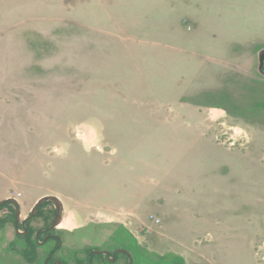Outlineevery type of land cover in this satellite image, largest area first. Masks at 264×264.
<instances>
[{
    "label": "rangeland",
    "instance_id": "374dc122",
    "mask_svg": "<svg viewBox=\"0 0 264 264\" xmlns=\"http://www.w3.org/2000/svg\"><path fill=\"white\" fill-rule=\"evenodd\" d=\"M263 49L264 0H0V264H264Z\"/></svg>",
    "mask_w": 264,
    "mask_h": 264
},
{
    "label": "flooded vegetation",
    "instance_id": "af4514ba",
    "mask_svg": "<svg viewBox=\"0 0 264 264\" xmlns=\"http://www.w3.org/2000/svg\"><path fill=\"white\" fill-rule=\"evenodd\" d=\"M264 62V61H263ZM30 219V218H29ZM29 219H25L23 220V222L21 223V228L23 230L22 233H20V231L18 230V228L16 229V238L17 239H25L27 238L29 235L31 236V231H29V229L26 228V223ZM15 222V221H14ZM15 225V224H14ZM17 226H18V222H17ZM54 229L50 230L49 228L47 229H39L36 233H35V236H34V241H35V244H31V246L28 248L29 251H31L33 253V255H35V247H44L45 245H47V243L50 241V240H55L57 242V247L56 248H59L61 245H60V242H59V239L58 237L56 236H53L51 234H49L51 231H53ZM45 234V235H44ZM42 235V238L40 240V236ZM55 251V249H53ZM54 251L52 252H49V254L47 255V257L45 258L43 264H49L50 261H51V257L54 253ZM118 251H123V250H117L115 251L114 253H112L111 255L108 253V255H105L103 254L104 252L103 251H94V253L90 256L89 255V262L88 264H92L93 262V258L94 256L95 257H100V256H105L107 258V260L110 262V264H114L115 263V260H116V255L118 254H122L123 256L127 257L124 253L122 252H118ZM95 252H98V254H96ZM92 253V252H91ZM90 253V254H91ZM127 259H129L127 257ZM129 263H130V260H128ZM52 264H61L60 261H57V260H54L52 261Z\"/></svg>",
    "mask_w": 264,
    "mask_h": 264
},
{
    "label": "water",
    "instance_id": "95a60500",
    "mask_svg": "<svg viewBox=\"0 0 264 264\" xmlns=\"http://www.w3.org/2000/svg\"><path fill=\"white\" fill-rule=\"evenodd\" d=\"M263 61H264V49L258 53V69H259L260 74L262 75H264V62ZM48 201L52 202L56 206L55 218H54L52 225L49 227V229L52 230V229H55L57 226H59V224L62 221L61 219L62 205L57 198L51 197V196H45V197L40 198L33 206L29 218H32L34 216L39 206H41L44 202H48ZM7 202L16 204V202L13 199H9L4 202H1L0 206L4 205ZM17 222H18V212L15 213V222H14L15 226H17ZM118 252L124 253L130 260V255L127 252L125 251H118ZM95 253L98 254V252H95ZM103 254L108 255V253L106 252H104ZM91 255L92 253L90 254V256ZM129 264H131V260Z\"/></svg>",
    "mask_w": 264,
    "mask_h": 264
},
{
    "label": "bare ground",
    "instance_id": "6f19581e",
    "mask_svg": "<svg viewBox=\"0 0 264 264\" xmlns=\"http://www.w3.org/2000/svg\"><path fill=\"white\" fill-rule=\"evenodd\" d=\"M59 228L61 229H68L69 228V222L68 220L63 219L61 223L59 224Z\"/></svg>",
    "mask_w": 264,
    "mask_h": 264
},
{
    "label": "crops",
    "instance_id": "0c3cea01",
    "mask_svg": "<svg viewBox=\"0 0 264 264\" xmlns=\"http://www.w3.org/2000/svg\"><path fill=\"white\" fill-rule=\"evenodd\" d=\"M214 20L216 19V18H213ZM258 54V53H257Z\"/></svg>",
    "mask_w": 264,
    "mask_h": 264
},
{
    "label": "trees",
    "instance_id": "16d2710c",
    "mask_svg": "<svg viewBox=\"0 0 264 264\" xmlns=\"http://www.w3.org/2000/svg\"><path fill=\"white\" fill-rule=\"evenodd\" d=\"M29 238V237H28ZM27 239V238H26Z\"/></svg>",
    "mask_w": 264,
    "mask_h": 264
}]
</instances>
